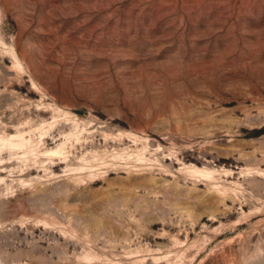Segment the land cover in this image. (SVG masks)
Listing matches in <instances>:
<instances>
[{
  "label": "rangeland",
  "instance_id": "374dc122",
  "mask_svg": "<svg viewBox=\"0 0 264 264\" xmlns=\"http://www.w3.org/2000/svg\"><path fill=\"white\" fill-rule=\"evenodd\" d=\"M0 264H264V0H0Z\"/></svg>",
  "mask_w": 264,
  "mask_h": 264
}]
</instances>
